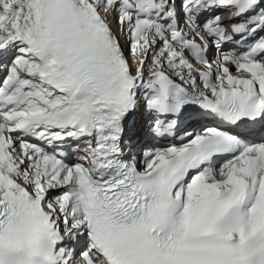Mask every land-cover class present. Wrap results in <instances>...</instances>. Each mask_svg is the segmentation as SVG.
<instances>
[{
    "label": "snow or ice",
    "instance_id": "6c2138e0",
    "mask_svg": "<svg viewBox=\"0 0 264 264\" xmlns=\"http://www.w3.org/2000/svg\"><path fill=\"white\" fill-rule=\"evenodd\" d=\"M264 264V0H0V264Z\"/></svg>",
    "mask_w": 264,
    "mask_h": 264
},
{
    "label": "clouds",
    "instance_id": "9594fccd",
    "mask_svg": "<svg viewBox=\"0 0 264 264\" xmlns=\"http://www.w3.org/2000/svg\"><path fill=\"white\" fill-rule=\"evenodd\" d=\"M53 239L51 230L30 210L21 212L4 237L6 246L11 247L22 264H46V252Z\"/></svg>",
    "mask_w": 264,
    "mask_h": 264
}]
</instances>
